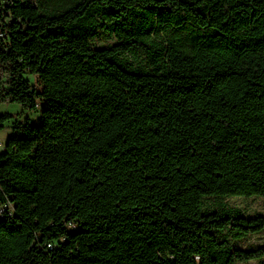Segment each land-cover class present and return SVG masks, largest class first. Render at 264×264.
Wrapping results in <instances>:
<instances>
[{
	"label": "trees",
	"instance_id": "obj_1",
	"mask_svg": "<svg viewBox=\"0 0 264 264\" xmlns=\"http://www.w3.org/2000/svg\"><path fill=\"white\" fill-rule=\"evenodd\" d=\"M2 104L0 264H264V0H0Z\"/></svg>",
	"mask_w": 264,
	"mask_h": 264
},
{
	"label": "rangeland",
	"instance_id": "obj_2",
	"mask_svg": "<svg viewBox=\"0 0 264 264\" xmlns=\"http://www.w3.org/2000/svg\"><path fill=\"white\" fill-rule=\"evenodd\" d=\"M31 83L36 86L37 89H40V85L38 80L34 77H29ZM21 111L20 106L11 105V104H2L0 105V114L3 113H18ZM10 136V130L5 128L0 133V152L3 150L8 138ZM230 204L239 206L247 211L249 214L260 213L264 214V199L263 198H249V199H241V198H231L227 200ZM264 244V232L260 235L253 236L250 240L245 241L241 244V248H256ZM253 264V263H248Z\"/></svg>",
	"mask_w": 264,
	"mask_h": 264
}]
</instances>
